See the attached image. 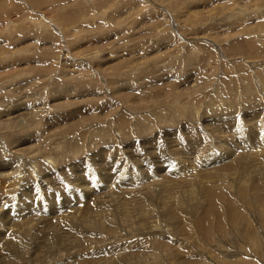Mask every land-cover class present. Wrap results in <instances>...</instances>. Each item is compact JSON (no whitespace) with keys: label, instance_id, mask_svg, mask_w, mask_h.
Masks as SVG:
<instances>
[{"label":"rangeland","instance_id":"374dc122","mask_svg":"<svg viewBox=\"0 0 264 264\" xmlns=\"http://www.w3.org/2000/svg\"><path fill=\"white\" fill-rule=\"evenodd\" d=\"M134 1L49 0L36 7L31 0H14L7 9H0L9 10L0 12V170H18L14 173L17 187L0 195V228L13 229L11 238L3 243L23 235L24 240L13 242L19 250L28 239L30 244L42 240L38 250L30 248L34 256L17 255L6 246L4 253L0 252V264H264V161L256 166L254 176L229 171L228 191L237 193L236 185L243 178L251 187L243 197L237 193L244 205L242 222L227 223L224 230L212 223L214 215L213 221L208 218L203 226L197 222L205 219L207 185L227 172L218 166L232 157L219 162V144L231 153L264 151V144L254 140L261 130L253 128L258 124L264 132V89L260 85L264 78V0H169L166 4L144 0L141 5L142 0ZM76 9L77 14L69 13ZM32 19L42 22L35 25ZM10 24L13 27L6 29ZM249 43L256 44L258 53L251 52ZM249 87L255 89L248 92ZM223 113L240 118L241 124L243 119L246 130H237L234 119H229V124H220L230 133H221V125L215 122L220 115L224 119ZM253 115H258L253 123L260 124H252ZM143 117L147 121H142ZM140 120L142 124H136ZM206 130H214L213 135ZM169 139L174 140L173 145ZM204 143L206 148L198 146ZM154 148L163 153L162 158L152 155ZM203 158L219 163L209 166L210 183L196 182L198 191L191 204L185 190L171 189L177 205L183 200L178 205L181 209L167 207L171 200L163 190L141 187L140 179L131 174L137 169H143L146 176L158 173L155 160L158 167L171 163L172 168L187 171L200 166ZM33 161H37L38 171ZM29 167L34 169L32 175ZM158 169L161 175L169 171L161 166ZM201 170L189 174L199 178ZM40 174L46 175L45 182L38 181L42 180ZM248 174L260 181L262 190H253L254 180L252 183ZM27 177L35 183L26 181ZM166 180L162 183L169 182ZM130 184L137 187L131 190ZM62 185L80 192L88 187L89 196H69L61 190ZM24 190L27 198L21 194ZM138 190L149 195L147 203L143 202L146 209L133 199L139 194L132 192ZM37 195L61 199L60 208L45 213V222L35 211L40 208L35 206ZM125 197L133 200L128 201L133 214L121 212ZM26 201L29 207L24 206ZM222 203L227 207L225 220L229 206ZM87 207L88 212L91 207H95L93 211L101 208V213L85 216ZM23 211L26 213L21 214ZM23 214L28 215L26 219ZM88 218L112 221L115 228L91 225ZM27 222L33 227L47 224L49 240H33L24 236V230L17 231L18 224L27 228ZM205 228H210V233ZM194 230L204 234L198 236ZM54 232L64 239L52 236ZM42 250L46 254H41Z\"/></svg>","mask_w":264,"mask_h":264},{"label":"bare ground","instance_id":"6f19581e","mask_svg":"<svg viewBox=\"0 0 264 264\" xmlns=\"http://www.w3.org/2000/svg\"><path fill=\"white\" fill-rule=\"evenodd\" d=\"M14 1V0H13ZM12 0H0V9H7L6 8V5L8 6V3L9 2H13ZM27 1V0H26ZM71 1V0H70ZM83 1H85V0H83ZM91 1H93V0H88V2L90 3ZM136 1V0H135ZM134 1V2H135ZM152 1H154V2H156L157 0H152ZM167 1H169V0H162V3H165L166 4V2ZM171 1H173V0H171ZM31 2L34 4L35 3V6L36 5H41V4H43L44 2L45 3H47V2H49V0H31ZM132 2V1H131ZM186 2V1H185ZM238 2V1H237ZM44 3V4H45ZM148 3H150V2H148ZM168 3V2H167ZM141 4H145V2H144V0H142V2L139 4V5H141ZM154 4V3H153ZM230 4V6H231V3H229ZM38 6V7H39ZM37 7V6H36ZM110 7H111V5H110ZM145 7V6H144ZM228 7V6H227ZM233 7V6H232ZM237 7V6H236ZM221 8V7H220ZM139 9V8H138ZM172 9V8H171ZM236 9V8H235ZM237 10H238V8H237ZM241 10H243V8H241ZM240 10V11H241ZM7 11H9V10H0V12H7ZM106 9L104 10V13H106ZM232 12V11H231ZM234 12H236V11H234ZM241 12H243V11H241ZM69 13H73V14H77V9L76 10H72V11H70ZM195 14H197L196 13V11H195ZM41 16H44V15H41ZM239 16V15H238ZM32 18V17H31ZM30 18V19H31ZM33 21H31L33 24H35V25H37L38 23H41L42 21H36L35 19H32ZM194 20V19H193ZM247 23V22H246ZM261 23V22H260ZM14 25H16V24H14ZM260 25V24H259ZM4 26V25H3ZM13 27V25H9L6 29H10V28H12ZM195 27V26H194ZM254 27V26H253ZM260 27V26H259ZM252 28V27H251ZM3 29H4V27H3ZM243 31H246V30H243ZM236 34V33H235ZM246 34V33H245ZM237 35V34H236ZM228 39V38H227ZM264 39V38H263ZM249 45H250V47H251V52L252 53H258V51L256 50V44H253V43H249ZM264 45V44H263ZM99 57V56H98ZM257 57V56H256ZM260 85L262 86V88L264 89V78H262V80H261V83H260ZM242 86V85H241ZM252 86V85H251ZM246 87V86H245ZM259 87V86H258ZM248 88V87H247ZM253 89H255L254 87H249V91L248 92H250L251 90H253ZM262 89V90H263ZM189 91V90H188ZM194 91V90H193ZM244 91H245V89H244ZM247 92V93H248ZM219 93V92H218ZM251 94H252V92H251ZM246 95V94H245ZM244 95V96H245ZM122 96V95H121ZM125 96V95H124ZM243 96V97H244ZM256 96V95H255ZM162 97V96H161ZM246 97H248V96H246ZM253 97V96H252ZM128 99V98H127ZM242 99V98H241ZM247 99H249V98H247ZM245 101V100H244ZM250 101V100H249ZM243 102V101H242ZM227 103V102H226ZM136 104V103H135ZM208 104V103H207ZM242 104V103H241ZM211 105V104H210ZM221 105V104H220ZM243 105V104H242ZM196 106V105H195ZM195 106H194V108H195ZM247 106V105H246ZM180 107H181V105H180ZM196 109V108H195ZM192 110V109H191ZM208 110V109H207ZM206 110V111H207ZM256 110V109H255ZM193 111V110H192ZM210 111V110H209ZM10 112V111H9ZM8 112V113H9ZM256 112V111H255ZM42 113V112H41ZM226 113V112H225ZM225 113H223V115L225 114ZM154 114V113H153ZM156 114V113H155ZM206 114V113H205ZM22 115V114H21ZM197 115V114H196ZM227 114H225L224 115V119L221 117V115H220V117H218V120L215 122V123H218L219 122V124L220 123H228V120L229 119H234V121H233V123H234V125H235V127H236V129L237 130H239V131H245L246 129L245 128H247V127H243L244 126V120L242 119V123L243 124H241V120H240V118H236V117H233L232 115H228V116H226ZM260 115V114H259ZM10 116V115H9ZM154 116H157V114L156 115H154ZM219 116V115H218ZM258 116V115H257ZM257 116H252V124H254V123H259L260 124V122H254L253 123V120H255L256 118H257ZM229 117H231V118H229ZM233 117V118H232ZM242 117V116H241ZM33 118V117H32ZM141 118V117H140ZM144 119H142V121L144 120V121H147V119L145 118V117H143ZM148 118V117H147ZM213 118V117H212ZM139 119V118H138ZM160 119V118H159ZM210 119V118H209ZM263 119V118H262ZM45 121V120H44ZM30 122V121H29ZM148 122H149V119H148ZM264 122V121H263ZM249 123V122H248ZM247 123V124H248ZM136 124H138V125H140V124H142L141 123V120L140 121H138ZM148 124V123H147ZM229 124V123H228ZM251 124V125H252ZM262 124V123H261ZM221 125V124H220ZM216 126V125H215ZM223 125H221V126H218L219 128H220V132L222 133L223 132V130H227V129H224V128H221ZM229 126H232V124L231 125H229ZM255 125H253V128H256L255 130L256 131H259V130H261V131H259V133H257L256 135H255V142H258L259 141V143H261V145L262 144H264V132H262V129H260L259 128V125L257 124L255 127H254ZM217 127V126H216ZM224 127V126H223ZM56 129V128H55ZM207 129H208V127H207ZM214 129V128H213ZM119 130H121L120 128H119ZM209 130V129H208ZM208 130H206L207 132H208ZM214 130H216V129H214ZM213 130V131H214ZM232 130V129H231ZM255 130H254V133H255ZM122 131V130H121ZM167 131V130H166ZM213 131H209L208 133H211V135H213ZM120 132V131H119ZM215 132H218V131H215ZM227 134H229L230 133V131H228L227 130ZM121 134H122V132H120ZM15 134V133H14ZM34 134V133H33ZM206 134V133H205ZM224 134V133H223ZM232 135H233V133H231ZM243 134V133H242ZM209 135V134H208ZM214 135H218V133L217 134H215L214 133ZM177 136H179V135H177ZM223 136V135H222ZM227 136H229V135H227ZM22 137V136H21ZM206 137V136H205ZM243 137V136H242ZM258 137V138H257ZM181 138V137H180ZM179 138V139H180ZM229 138V137H228ZM213 139H215V137L213 138ZM221 139V138H220ZM224 139V138H223ZM207 140V139H206ZM216 140V139H215ZM214 140V141H215ZM233 140V139H232ZM178 141V140H177ZM16 142V141H15ZM179 142V141H178ZM207 142V141H206ZM209 142H210V138H209ZM216 142V141H215ZM169 143H172V145H173V143H174V140H170L169 139ZM181 143V142H180ZM218 143V142H217ZM221 143V142H220ZM224 143H226V142H224ZM15 144V143H14ZM61 144V143H60ZM206 143H204V144H199L198 146H200V147H203L204 145H205ZM230 144V143H229ZM233 144V143H232ZM77 145V144H76ZM172 145H170L169 147L170 148H172ZM197 145V144H196ZM215 145V144H214ZM221 144H219V146L217 147V149L219 150V152H220V156H219V158L217 159V160H219V162H223V159L225 160V159H227L228 157H230L231 155H232V157H231V159H228V160H226L227 162L225 163V164H223V165H220V166H218V167H222V170L223 169H225V170H227V172L226 173H222V174H219L220 176H218L216 179H213L212 181H214V182H212V183H210V180H209V177H208V174H210V175H212V173H211V171H209L210 169H209V166L210 165H212V164H218L219 162L218 161H214L213 163L212 162H208V160L209 159H204V160H202L200 163H201V165L200 166H198V167H195L194 166V168H192L191 170H185V169H183V168H181V169H178V170H176V168H174V165H173V168H172V164L171 163H169L168 164V166L167 167H165V165L164 164H161L160 166L161 167H164V168H169V171L167 172V171H165L164 173H163V175H161V174H159V172H161V170H159L158 168L160 167H158V164H157V161L155 160V162H156V166H157V171H159L158 173H156V174H158V175H156V174H154L153 173V171H150L151 172V174L153 173L154 175H151V176H146V174H144V172L142 171L143 169H137L136 171L134 170L133 172H131V174H132V176H134V177H136V179H140V181H138V182H142L141 183V187L144 185V187L146 188V186L147 187H151V188H153V187H155V191L156 190H163V192H165V194H167V198H170V200H171V203H170V205L168 206L167 205V207H173V206H176L177 204H176V202L178 201V200H175V197L173 196V193L172 192H174L173 190H171L172 188H182V190H185L186 191V194H188V195H190V198H188V200H187V202L188 203H190L191 204V201L193 200V198H194V194H195V192H197L198 191V186H196L195 184H196V182H200L201 184L203 183H205L206 181H208L209 183H210V185H207L208 187L206 188V191H207V193H208V200H207V203H208V207L205 209V219L203 220V221H201L200 222V220L199 221H197V222H199V223H201V225L203 226L205 223H206V220H208V218H210L209 220H211V222L213 221V218H212V216L214 215V216H216V218L214 219L215 221L214 222H212V223H215V226L217 227V228H220V229H223L224 230V227L225 226H227L226 224L227 223H231V225H236L238 222H242V218H243V216L245 215V211H244V205L242 204V202L240 201V197H243V195L245 196L246 195V193H249V191L251 190V187L248 185V179H245V178H243V182H241V184L239 185H236V188H237V193L239 194L240 193V195H242V196H240L239 197V195L237 196V193H231L230 191H228V187L230 186V184H231V181L229 180L230 178L229 177H231L230 176V174H229V171H233L234 173H241L242 175L243 174H247V172L251 175V176H254V169L256 170V166H258V168H259V166H260V164H262L261 162H263L264 161V151H261L259 148H257V150H252V152L253 153H250V154H248V153H246V152H237V153H231V151L228 149V150H226L227 148V146L225 147V145L223 144V145H221ZM259 145V144H258ZM189 146V145H188ZM233 146V145H232ZM253 146V145H252ZM30 147V146H29ZM63 147V146H62ZM80 147V146H79ZM177 147V146H176ZM183 147V146H182ZM205 147V146H204ZM220 147H221V149H220ZM259 147H260V145H259ZM262 147V146H261ZM147 148V147H146ZM206 148V147H205ZM212 148V147H211ZM215 148V147H214ZM254 148H255V146H254ZM255 148V149H256ZM263 148V150H264V147H262ZM155 149L156 148H154V151H153V149H152V151H153V153H152V155H154V157H158V158H162L163 157V153L162 152H156L155 151ZM177 149H179V148H177ZM195 149V148H194ZM18 150V149H17ZM30 150V149H29ZM211 150V149H210ZM233 150V149H232ZM249 150V149H248ZM61 151V150H60ZM144 151V150H143ZM148 151V150H147ZM179 151V150H178ZM256 151V152H255ZM29 152V151H28ZM64 152V151H63ZM62 152V153H63ZM151 152V151H150ZM149 152V153H150ZM197 152V151H196ZM195 152V153H196ZM214 152V151H213ZM226 152H228L229 154H226ZM190 153V152H189ZM202 153V152H201ZM215 153V152H214ZM217 153V152H216ZM215 153V154H216ZM52 155V154H51ZM60 155V154H59ZM186 155V154H185ZM201 155H205L204 153L203 154H201ZM214 155V154H213ZM219 155V154H218ZM150 156H151V154H150ZM199 156V155H198ZM207 156V155H206ZM61 157V156H60ZM68 157V156H67ZM185 157H188L187 155L185 156ZM199 157H201V156H199ZM214 157H216V156H214ZM183 158V157H182ZM194 158V157H193ZM66 159V158H65ZM144 159V158H143ZM182 160H184V159H182ZM187 160H188V158H187ZM190 160V159H189ZM210 160H212L211 158H210ZM216 160V159H215ZM222 160V161H221ZM64 161V160H63ZM164 161H166L165 159L164 160H162V162H164ZM167 161H168V159H167ZM195 161V160H194ZM198 161V160H197ZM37 162V161H36ZM36 162L35 161H33V164L35 165V166H33L35 169H36V167H37V164H36ZM41 162V161H40ZM143 162V161H142ZM161 162V163H162ZM176 162V164H177V161H175ZM208 162V163H207ZM153 163H154V161H153ZM166 163H168V162H166ZM264 163V162H263ZM42 164V163H41ZM145 164V163H144ZM150 164V163H149ZM44 165H46V164H44ZM52 165V164H51ZM154 165V164H153ZM193 165V164H192ZM56 166V165H55ZM137 166V165H136ZM179 166V165H178ZM181 166V165H180ZM214 166V165H213ZM105 167V166H104ZM114 168H115V166H113ZM264 167V166H263ZM151 168V167H150ZM188 168V167H187ZM105 169V168H104ZM118 169V168H117ZM152 169V168H151ZM199 169H202L200 172H199V175H200V177L199 178H196L194 175H190L189 173H193V172H197V170L199 171ZM34 170V169H33ZM33 170H32V168L31 167H29V169L27 170V171H29V173L32 175V173H33ZM106 170V169H105ZM185 170V171H184ZM18 170H14V171H12V169L10 170V169H3V170H0V195L3 193V192H5L6 190H12V189H14L15 187H17V183L16 182H18V180H15L16 179V173L15 172H17ZM36 171H38V168L36 169ZM149 171V170H148ZM261 171V170H260ZM92 172V171H91ZM90 172V173H91ZM219 172V171H218ZM257 172V171H256ZM15 173V174H14ZM102 173V172H101ZM262 173V172H261ZM14 174V175H13ZM22 174V173H21ZM30 174H28L27 176L29 177V176H31ZM176 174H178V175H176ZM196 174V173H195ZM218 174V173H217ZM248 174V175H249ZM260 174V173H259ZM264 174V173H263ZM108 175V174H107ZM164 175H166V176H164ZM232 175V174H231ZM247 175V177L249 178V179H251L252 180V183H253V180H254V186H252L253 187V190H256V191H259V190H262L263 188H264V177H262V179H263V181H262V184H261V186L263 187H261L260 186V184H259V182L260 181H258V179H255V177H251L250 175V177ZM262 175V174H261ZM38 176V175H37ZM86 176V175H85ZM213 176V175H212ZM245 176V175H244ZM264 176V175H263ZM28 177L26 178V181H28V182H30V183H35V181L34 182H31L32 180H30V179H28ZM88 177H90V176H88ZM127 177V176H126ZM162 177V178H161ZM198 177V176H197ZM237 177V176H236ZM21 178V177H20ZM23 178H25V177H23ZM42 178V180H39L38 178V181L39 182H45L44 181V179H47V177H46V175H44V174H40V179ZM165 178H167L168 180H166V181H169V182H166V183H162V181H165ZM258 178V177H257ZM259 178H261V177H259ZM31 179H33L32 177H31ZM210 179H212V178H210ZM135 181V180H134ZM258 181V182H257ZM24 182V181H23ZM98 182V181H97ZM137 182V181H136ZM207 182V183H208ZM29 183V184H30ZM82 183V182H81ZM114 183V182H113ZM135 183V182H134ZM208 183V184H209ZM66 184V183H65ZM85 184V183H84ZM127 184V183H126ZM143 184V185H142ZM21 185V184H20ZM32 185V184H31ZM40 185V184H39ZM64 185V184H63ZM62 185V186H63ZM89 185V184H88ZM131 185V184H130ZM180 185H182V186H180ZM190 185L191 186H193V187H190ZM195 185V186H194ZM23 186V185H22ZM25 186V185H24ZM30 186V185H29ZM36 186L37 185H35V187H34V190L36 191ZM52 186V185H51ZM77 186V185H76ZM81 186V185H80ZM110 186V185H109ZM119 186V185H118ZM124 186V185H123ZM132 186V185H131ZM202 186V185H201ZM201 186H199V187H201ZM38 187V186H37ZM92 187V186H91ZM134 187H137L136 186V184H135V186L133 185L132 186V188H131V190H133V188ZM139 187V186H138ZM143 187V188H144ZM235 187V186H234ZM22 188V187H21ZM40 188V187H39ZM61 188V187H60ZM93 188V187H92ZM140 188V187H139ZM177 188H176V190H177ZM183 188H185V189H183ZM203 188V187H202ZM25 189V188H24ZM27 189V188H26ZM121 189H122V187H121ZM204 189V188H203ZM23 190V189H22ZM38 190H41V188L40 189H38ZM57 191L58 190V188L56 189H54V191ZM61 190H63V191H65L69 196H71V195H77V194H85V196H89V195H87L88 194V187H84L82 190H81V192L79 191V190H77L76 188H74V187H71V186H67V185H65V186H63V188H61ZM93 190V189H92ZM124 190H126V189H123L122 191H124ZM127 190H130V189H127ZM141 190V189H140ZM140 190H138V191H131L132 192V195H136V194H139V195H136L135 197L136 198H133L134 200H135V202L136 201H138V203L140 204V206L141 207H143V205L144 204H146L147 203V201L145 200L146 199V196H149V195H147V194H145V193H141V191ZM15 191V190H14ZM44 191V190H43ZM83 191V192H82ZM148 191H149V189H148ZM200 191V190H199ZM204 191V190H203ZM264 191V190H263ZM51 192V191H50ZM60 192V191H59ZM146 192V191H145ZM162 192V191H161ZM36 193V192H35ZM39 193V192H38ZM41 194H42V192H40ZM55 193V192H54ZM53 193V194H54ZM87 193V194H86ZM90 193V192H89ZM93 193H95V190H93ZM158 193V192H157ZM200 193H202V192H200ZM205 193V192H204ZM8 194V197H11L10 196V193H7ZM6 194V195H7ZM22 195H24V197H26L27 198V192L24 190L22 193H21ZM60 194V193H59ZM92 194V193H91ZM197 194V193H196ZM199 194V193H198ZM5 195V194H4ZM3 195V196H4ZM5 195V196H6ZM40 195V194H39ZM52 195V194H51ZM98 195V194H97ZM103 195V194H102ZM143 195V196H142ZM34 196V195H33ZM84 196V195H83ZM111 196V195H110ZM199 196H201V195H199ZM203 196H205L204 194H203ZM1 197H2V195H1ZM43 197V199H41V197L39 196V198H38V195H37V197L36 198H38L37 200H35L36 201V204H35V206L38 204V206L40 207L39 208V210L38 209H36L35 211H38L39 213H41V215H43L42 217L44 218V221L43 220H41L42 222H45V221H47L48 220V217H47V214L45 215V213L46 212H50V211H52V210H57L58 208H60V206H61V202H60V200L61 199H52V200H49L48 198L49 197H47V195H44V196H42ZM92 197V196H91ZM112 197V196H111ZM134 197V196H133ZM145 197V198H144ZM162 197H164L165 198V196H162ZM196 197H198V196H196ZM202 197V196H201ZM201 197H199V198H201ZM207 196H205V199H207L206 198ZM251 197V196H250ZM4 198V197H3ZM14 198V197H13ZM18 198V197H17ZM35 198V199H36ZM55 198V197H54ZM88 198V197H87ZM126 198V197H125ZM151 198H154V197H151ZM151 198H149V199H151ZM178 198V197H177ZM187 198V197H186ZM32 199V198H31ZM80 199H82V198H80ZM204 199V200H205ZM254 199V198H253ZM26 200V199H25ZM29 200V199H28ZM45 200L47 201V203L45 204ZM144 200L146 201V203H143L144 202ZM170 200L169 201H167L168 203L170 202ZM181 200V199H180ZM200 200V199H199ZM256 200V199H255ZM75 201V200H74ZM78 201V200H77ZM105 201H107V200H105ZM128 201H129V203H130V201H133L132 199H131V197L129 198V199H125V201H124V204L122 205V207H123V210L121 211L122 213H124V212H127V213H124V214H128V212L130 213V214H133V211H134V209L133 210H130L131 209V207L129 206L128 207ZM182 202H183V200H181ZM180 201V202H181ZM222 201H226L227 203H228V206H229V209H228V218L227 219H225L224 220V218H223V216L225 215V209L227 208H224L223 207V203H222ZM263 201V200H262ZM80 202H82V201H80ZM180 202H178V205L180 204ZM21 203V202H20ZM24 203V202H23ZM33 203V202H32ZM74 203V202H73ZM76 203V202H75ZM126 203V204H125ZM134 203V202H133ZM256 203V202H255ZM4 204V203H3ZM25 205V207H29L30 206V203H29V201H26L25 203H24ZM68 204H69V202H68ZM14 205V204H13ZM70 205V204H69ZM147 205V204H146ZM178 205H177V207H178ZM180 205H182V204H180ZM42 206V207H41ZM101 206V205H100ZM145 206V205H144ZM151 206H153V205H151ZM226 206V205H225ZM240 206H242L241 208H239ZM33 207V206H32ZM135 207V206H134ZM133 207V208H134ZM140 207V208H141ZM157 207V206H156ZM156 207H154V208H156ZM163 207H166V203H165V205L163 206ZM72 208V207H71ZM74 208V207H73ZM146 209V207H143V209ZM147 208H149L148 206H147ZM259 208V207H258ZM62 209V208H61ZM60 209V210H61ZM93 209H95V207H91V208H89V212H88V207L86 208V209H84L85 210V213H84V215L85 216H88L87 214L88 213H93V212H99V213H101V208L100 209H96V211H93ZM177 209H181V208H177ZM177 209H176V211H177ZM245 209H246V207H245ZM77 210H78V208H77ZM76 210V211H77ZM102 210H104V209H102ZM175 209H173V211H174ZM79 211V210H78ZM144 211V210H143ZM152 211V210H151ZM165 211V210H164ZM175 211V212H176ZM12 212V211H11ZM28 212V214H31L32 212H29V211H27ZM58 212H59V210H58ZM147 212V211H146ZM155 212V211H154ZM171 212H172V208H171ZM179 212V211H178ZM21 214L22 213H26V211H23V212H20ZM76 213V212H75ZM145 213V212H144ZM150 213V212H149ZM148 213V214H149ZM167 213H168V210H167ZM170 213V212H169ZM177 213V212H176ZM179 213H181V212H179ZM248 213V212H247ZM147 214V215H148ZM157 214V213H156ZM171 214V213H170ZM219 214H221L222 216L221 217H219ZM73 215V214H72ZM96 215V214H95ZM98 215V214H97ZM100 215V214H99ZM141 215V214H140ZM144 215V214H143ZM173 215H175V214H173ZM226 215V216H227ZM27 216L28 215H24L23 214V216H22V218L24 217L25 219L27 218ZM31 216V215H30ZM46 216V217H45ZM65 216V215H64ZM101 216V215H100ZM155 216V215H154ZM153 216V217H154ZM176 216V215H175ZM39 217V216H38ZM56 217V216H55ZM55 217H51V219H54ZM80 217V216H79ZM89 217V216H88ZM98 217V216H97ZM127 217V216H126ZM147 217V216H146ZM149 217V216H148ZM152 217V216H151ZM47 218V219H46ZM65 218V217H64ZM82 218H84V217H82ZM92 218H94V217H92ZM103 218V217H102ZM102 218H100V219H97V220H90L89 218H88V221H90V224L91 225H96L97 223L98 224H102V227H105L106 228V230L108 229V228H110V229H114L115 227H114V225H113V222L111 221V223H106L105 222V220H103ZM128 218V217H127ZM126 218V219H127ZM139 218V217H138ZM201 218H203L202 216H201ZM21 219V218H20ZM24 219V220H25ZM60 219V218H59ZM76 219H78V218H76ZM81 219V218H80ZM125 219V220H126ZM72 220V219H71ZM70 220V222H68V223H71L72 221ZM86 220V219H85ZM115 220H116V218H115ZM244 220H246L245 218H244ZM76 220H74L73 219V222H75ZM82 221V220H81ZM87 221V220H86ZM25 222V221H24ZM24 222H23V224H24ZM36 222V221H35ZM185 222H187V221H185ZM197 222H196V224H197ZM4 223V222H3ZM9 223V222H8ZM12 223V222H11ZM15 223V222H14ZM28 224H30L29 222H27ZM27 223H25V224H27ZM146 223H148V221L146 222ZM207 223H208V221H207ZM209 223H210V221H209ZM211 223V224H212ZM247 223H249V222H247ZM13 224V223H12ZM18 224V223H17ZM27 224V225H28ZM37 224V227H33L32 225H34L33 223L32 224H30L28 227L27 226H25V227H27V228H24V227H22V226H19L20 224H18L17 226H18V229H17V231L19 230V231H22L23 232V230L25 231L24 233V236L25 235H30L31 237H32V239L33 240H35V239H40V238H45L46 237V239H48L49 240V238H47V236H49L50 235V233H48L47 234V236H46V232H49V231H47V229L46 228H44V227H46V226H48L47 224H46V226L44 225V224H41V226H38L39 224L38 223H36ZM141 224V223H140ZM162 224V223H161ZM211 224H210V226H211ZM73 225V224H72ZM136 225V224H135ZM186 225V224H185ZM200 225V226H201ZM209 225V224H208ZM249 225H250V223H249ZM6 226V225H5ZM13 226V225H12ZM140 226V225H139ZM191 226V225H190ZM198 226V225H197ZM209 226V227H210ZM3 227V226H2ZM9 227V226H8ZM10 227H11V225H10ZM101 227V228H102ZM185 227V226H184ZM249 227V226H248ZM13 228H14V226H13ZM35 228V229H34ZM215 228V227H214ZM227 228V227H226ZM252 228V227H251ZM263 228V227H262ZM100 229V228H99ZM186 229H187V227H186ZM199 229V228H198ZM205 229H207V230H205L207 233H210V228H205ZM9 230V231H8ZM13 230V229H11V228H5V229H2V228H0V252L2 251L3 253H4V248L6 247V246H8L12 251H14V252H16L17 253V255H20V254H23V256L25 255V256H27V255H33L34 254V252L36 251V250H38V248L40 247V242H42V240H39L38 242H31V244L28 242V240H26V244L27 245H24V246H22V244L23 243H20L21 244V246L22 247H20V249L21 250H19L18 249V247H17V244H18V242H20L21 241V239H23V235H22V237L20 238V239H15L13 242L15 243H17L16 245H13V242L12 241H7L6 243L4 242L3 243V240H9V238H11V231ZM197 230V229H196ZM200 230V229H199ZM202 230V229H201ZM226 230V229H225ZM247 230V232H248V228L246 229ZM109 231V230H108ZM195 231V230H194ZM212 231V230H211ZM205 232V233H206ZM7 233V234H6ZM188 233L191 235V234H193V232L192 231H190V229H188ZM195 233L197 234V232L195 231ZM198 233H199V231H198ZM201 234L203 233V232H200ZM200 233H199V235H200ZM14 234V233H13ZM18 234H19V232H18ZM204 234V233H203ZM250 234V233H249ZM252 234V233H251ZM20 235V234H19ZM58 236V240H60V239H64V237H62L61 235H58L56 232H54L53 233V235L52 236ZM198 235V234H197ZM198 235V236H199ZM247 235V234H246ZM203 236V235H202ZM208 236H209V234H208ZM207 236V237H208ZM27 237V236H26ZM50 237V236H49ZM60 237V238H59ZM67 237V236H66ZM172 237V236H171ZM192 237V236H191ZM256 237H257V234H256ZM69 238V237H68ZM72 238V237H71ZM75 238L76 239H78L79 240V237L76 235L75 236ZM193 238V237H192ZM204 238V237H203ZM209 238V237H208ZM207 238V239H208ZM259 238V237H258ZM55 239H57L56 237H55ZM55 239H54V241H55ZM83 239V238H82ZM87 239V238H86ZM24 240V239H23ZM45 240V239H44ZM47 240V241H48ZM68 240H70V239H68ZM85 240V239H84ZM198 240V239H197ZM253 240H255L256 241V239H253ZM47 241H44V242H46V243H48ZM64 240H62V242H63ZM72 241V240H71ZM77 241V240H76ZM88 242H89V238H88V240H87ZM24 242V241H23ZM28 242V243H27ZM65 242H66V240H65ZM79 242H82V240H80ZM203 242V241H202ZM246 242V241H245ZM258 242V241H257ZM54 243H56V242H54ZM57 243H59V242H57ZM60 243H61V241H60ZM59 243V244H60ZM148 243V242H147ZM255 243V242H254ZM261 243V242H260ZM43 244V243H42ZM169 244V243H168ZM198 244H200V241H199V243ZM201 244H203V243H201ZM256 244V243H255ZM259 244V243H258ZM44 245V244H43ZM47 244H45V246H46ZM73 245V244H72ZM127 245H129V244H127ZM257 245V244H256ZM36 247V249H31V250H33L34 252L31 254V253H29V250H30V248H35ZM53 247V246H52ZM70 247V246H69ZM75 247V246H74ZM257 247V246H256ZM43 248V247H42ZM130 248V247H129ZM146 248V247H145ZM164 248V247H163ZM6 249H7V247H6ZM9 249V250H10ZM49 250H50V248H49ZM127 250V249H126ZM262 250V249H261ZM237 251H239V249L237 250ZM42 252H44V250H42L41 251V254H42ZM47 252V251H46ZM46 252H44L43 254H46ZM52 252V251H51ZM198 252V251H197ZM240 252V251H239ZM121 253H122V251H121ZM264 253V252H263ZM14 254V253H13ZM37 254V253H36ZM231 254H234V252L233 253H231ZM236 254H237V252H236ZM16 255V256H17ZM35 255V254H34ZM33 255V256H34ZM39 255V254H38ZM132 255V254H131ZM235 255V254H234ZM259 255V254H258ZM1 256V255H0ZM14 256V255H13ZM21 256V255H20ZM253 256H254V254H253ZM29 257V256H28ZM172 257V256H171ZM237 257V256H236ZM255 257H256V255H255ZM1 258V257H0ZM16 258V257H15ZM27 258V257H26ZM152 258V257H151ZM157 258V257H156ZM243 258V257H242ZM28 259V258H27ZM219 259V258H218ZM1 260V259H0ZM76 260V259H75ZM78 260V259H77ZM122 260V259H121ZM125 260V259H124ZM224 260V259H223ZM245 260V259H244ZM244 260H242V262L244 261ZM211 261V260H210ZM218 261V260H217ZM236 261V260H235ZM246 261V260H245ZM260 261V260H259ZM221 262V261H220ZM229 262V261H228ZM231 262V261H230ZM83 263V262H82ZM156 263V262H155ZM222 263H223V261H222ZM235 263V262H234ZM244 263V262H243ZM247 263H249V262H247ZM1 264H3V262L1 263ZM83 264H85V262L83 263ZM107 264H112V262H107ZM181 264V263H180ZM188 264V263H187ZM227 264V263H226ZM235 264H238V263H235ZM240 264V263H239Z\"/></svg>","mask_w":264,"mask_h":264}]
</instances>
